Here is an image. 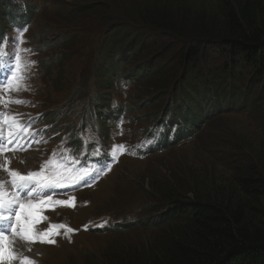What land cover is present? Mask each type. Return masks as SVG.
Here are the masks:
<instances>
[{
	"label": "rangeland",
	"instance_id": "obj_1",
	"mask_svg": "<svg viewBox=\"0 0 264 264\" xmlns=\"http://www.w3.org/2000/svg\"><path fill=\"white\" fill-rule=\"evenodd\" d=\"M54 1L64 2L69 5L71 11L74 8V11H81V14L75 13L65 18L61 15V10L56 13L54 10L43 11L36 17V27L41 26L45 30L52 28L53 34L62 29L78 33L83 29L91 30L89 36H96L94 46L98 50V56L105 62L109 57L110 45H115L116 39L124 36V41L128 39L121 44L119 51L127 54L128 47L137 49L130 62L131 67L144 69L150 65L157 67L159 74L162 73L161 76L172 75L173 84L169 88L165 87L166 92L158 86L155 87L157 80H145L146 77L135 84L132 92H126L127 100L132 105L135 101L153 104L142 109V120L150 117L161 105L165 106L168 101L170 103V99L175 101V97L176 104L181 106L182 95L189 92H193L200 100L209 98L212 93L219 97L220 105L218 104L215 113L212 111L206 118L205 123L199 124V131L193 139L173 144L167 150L154 152L142 159L132 155L123 156L99 173V182L95 187L71 192L74 206L51 207L48 212H43L48 221L57 226L64 222L66 227L58 229L55 244L34 243L52 247L47 256L40 257L41 253H24L25 255L33 258L36 264H103L101 258L104 256L123 255L135 247L141 248L142 244H148L157 236L156 233L162 228L159 222L164 210L159 201L161 194L157 191L167 189L175 179L185 182L186 188L196 183V192L212 199L230 190L241 193L239 176L248 173L250 166L255 167L258 173L264 174V84L260 88L256 86V82L249 76L250 72L242 64L232 66L229 57L221 48L206 44L202 46V43H199L198 47H202L200 60L191 66H182L179 60L180 50L188 44V40L161 36L159 32L142 27L135 17L149 0ZM220 2L221 0H183V5L190 13H202L206 17L214 15L218 20L223 9ZM232 2L233 0H227L228 4ZM69 8L65 7L67 10ZM103 14L110 17L102 23L98 19ZM36 27L34 31H37ZM115 31L120 34H115ZM22 39L24 42L19 47L30 49L26 37L23 36ZM90 42L91 39L86 43L87 46ZM51 43L55 44V41L51 40ZM52 50L50 48L45 49L44 53H36L32 49L30 53L26 52L33 60L43 54L42 60L39 59L40 63L38 62L39 69L37 63L34 64V102L6 104L9 99H22L21 96L26 91H11L6 84L0 89V111L9 115L18 113L20 115L17 118L23 122L27 115L36 111L49 113L48 105L59 104L56 96L62 91L56 89L55 85H49L46 75L42 77V69L45 67L42 65L45 61L48 62ZM77 74L72 82V92L78 84ZM159 81L161 83L162 79ZM144 84L147 87H144ZM119 99L125 101L126 96H120ZM205 108L206 106L199 108L201 115ZM105 129L108 133L110 126L106 125ZM136 129V124L130 123L122 137L134 139L141 131V128L139 131ZM24 147L21 151L12 150L4 155L11 160L10 157L14 154H27L30 157L36 154L38 158L35 168L40 169L42 161L48 159L52 144L48 145L45 140L35 137L31 140L29 138ZM9 167L12 168V162ZM2 174L0 179L6 180L7 175L3 172ZM69 197V193L61 195L64 200ZM55 200H60V197ZM261 200L264 203V191ZM60 209H68V212ZM105 216L118 222L133 221V226L129 230L90 231ZM68 228L75 231L68 232ZM33 231L42 234L45 225L34 224Z\"/></svg>",
	"mask_w": 264,
	"mask_h": 264
},
{
	"label": "trees",
	"instance_id": "obj_2",
	"mask_svg": "<svg viewBox=\"0 0 264 264\" xmlns=\"http://www.w3.org/2000/svg\"><path fill=\"white\" fill-rule=\"evenodd\" d=\"M220 3L223 9L218 20L214 15L206 17L202 13H190L184 8L183 0H149L135 17L142 27L159 32L161 36L188 40L180 50L182 66H191L200 60L202 47H198L199 43L214 45L223 50L232 66L242 64L260 88L264 84V0H233L230 4L221 0ZM66 6L69 8L68 4L54 0H0V39L10 41L19 30L25 29L36 53L53 49L48 62L42 65L45 66L42 77L46 75L49 85L62 91L56 96L57 111L51 112L54 104H50L47 108L51 113L45 115L46 120L56 122L54 130L72 131L77 121H95L100 127V137L106 139L104 110L118 94L116 100L120 103L116 114L123 109L137 128L144 131L148 127L158 152L193 139L199 124L205 123L220 105L219 97L211 93L209 98L200 100L189 92L182 95L181 106L176 104L175 97V101L170 99V103L161 105L142 120V109L153 104L135 101L132 105L126 92H132L135 84L145 77V80H157L155 87L166 92L165 87L173 84L172 75L161 76L159 69L150 65L144 69L131 67L137 49L128 47L127 54L119 51L128 39L124 41V36L116 39L115 45H110L105 62L94 46L96 36H89L91 30L83 29L78 33L62 29L53 34L52 28L36 27V17L43 11L54 10L56 13L61 10L65 18L81 14L74 8L72 11L65 9ZM109 17L103 14L98 20L103 23ZM35 27L37 31H34ZM115 34L120 32L115 31ZM42 58L43 54L37 58L39 63ZM76 74L78 84L72 92ZM159 79H162L161 83ZM124 95L126 99L121 101L119 97ZM204 106L201 115L199 108ZM168 141L171 143H165ZM247 172L239 176L241 193L230 190L212 199L196 192V183L186 188L185 182L175 179L167 189L157 191L164 208L159 222L162 228L157 236L141 248L135 247L123 255L104 256L101 258L103 264H264V203L261 200L264 174L258 173L253 166ZM131 226L133 222L116 223L106 232L129 230Z\"/></svg>",
	"mask_w": 264,
	"mask_h": 264
},
{
	"label": "snow or ice",
	"instance_id": "obj_3",
	"mask_svg": "<svg viewBox=\"0 0 264 264\" xmlns=\"http://www.w3.org/2000/svg\"><path fill=\"white\" fill-rule=\"evenodd\" d=\"M22 36L23 30L19 39L12 40L13 59H10L5 52L2 47L3 40L0 39V67L12 65L10 68L12 79L6 77V82L10 90L17 93L28 90L26 84L28 73L31 66L36 63V61L23 59L21 52L30 53L31 50L19 48V45L24 42ZM5 103L27 104L30 102L17 98L9 99ZM19 115L18 113L9 115L7 112L0 111V172L7 175L6 180L0 179V264H17V262L18 264H36L33 258L24 254L25 251L30 252L31 245L37 242L55 244L53 235L59 234L58 229L66 226L50 225L49 229L42 234L34 232L33 225L40 219L32 218V214L28 211L35 207L34 201L40 197H47V201H52L58 194L55 190L78 185L80 181L94 180L96 176L92 172L98 175L103 171V169L90 170L76 167L79 162L74 157L69 162L67 157H58L56 153H53V158L46 160L38 171L29 170L22 173L18 169L10 168L11 160L4 153L21 148L22 143L28 141L33 135L28 132L31 125L20 121L17 118ZM25 133L28 135H24ZM116 148L123 149L125 146H114V152ZM98 154V149L93 152V155ZM70 200H74V197ZM47 201H41V203ZM55 204L74 206L68 200H56ZM54 229L57 231L54 232ZM67 231L75 230L68 228Z\"/></svg>",
	"mask_w": 264,
	"mask_h": 264
},
{
	"label": "bare ground",
	"instance_id": "obj_4",
	"mask_svg": "<svg viewBox=\"0 0 264 264\" xmlns=\"http://www.w3.org/2000/svg\"><path fill=\"white\" fill-rule=\"evenodd\" d=\"M10 158H11V162H12V168L18 169V170L23 171V172H26V171H28L30 169H34L35 168L36 161H37L38 157H37L36 154H34L31 157L29 155H27V154H24V155L14 154V155H11ZM2 176H3V174H2V172H0V178H2ZM60 210H65V211L68 212V209H60ZM119 215L121 216V214H119ZM116 217H117V215H116ZM50 248L52 249V247H46V246H40V245L34 244V245H31V249L32 250L30 252L25 251V254H32L33 255V254H36V253H41L40 257L44 258L45 256L48 255L47 253H50L48 251ZM35 257H36V255H35ZM39 260H41V259H39Z\"/></svg>",
	"mask_w": 264,
	"mask_h": 264
}]
</instances>
